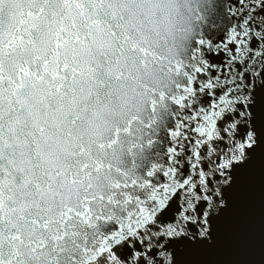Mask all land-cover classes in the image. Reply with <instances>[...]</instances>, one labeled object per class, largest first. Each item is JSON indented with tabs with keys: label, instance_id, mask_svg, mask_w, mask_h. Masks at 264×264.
I'll return each instance as SVG.
<instances>
[{
	"label": "snow or ice",
	"instance_id": "snow-or-ice-1",
	"mask_svg": "<svg viewBox=\"0 0 264 264\" xmlns=\"http://www.w3.org/2000/svg\"><path fill=\"white\" fill-rule=\"evenodd\" d=\"M130 2L0 0V264H252L223 258L222 244L257 191L264 264V0L220 3L192 41L172 111L148 126L139 178L111 210L66 208L65 230L37 238L96 79L92 49ZM74 217L84 231L68 230Z\"/></svg>",
	"mask_w": 264,
	"mask_h": 264
},
{
	"label": "clouds",
	"instance_id": "clouds-1",
	"mask_svg": "<svg viewBox=\"0 0 264 264\" xmlns=\"http://www.w3.org/2000/svg\"><path fill=\"white\" fill-rule=\"evenodd\" d=\"M219 4L131 0L132 11L118 22L116 36L109 31L105 43L93 47L96 79L84 85V95L89 88L91 95L72 126L70 152L59 155L60 175L42 196L50 223L47 232L36 230L37 238L65 230L60 218L66 208L90 204L92 214L101 207L111 210L118 186L139 178L148 157V126L155 128L171 113L170 96L182 79L176 66L198 33L211 25ZM84 229L75 217L69 223L70 232ZM66 243L71 248V241Z\"/></svg>",
	"mask_w": 264,
	"mask_h": 264
},
{
	"label": "water",
	"instance_id": "water-1",
	"mask_svg": "<svg viewBox=\"0 0 264 264\" xmlns=\"http://www.w3.org/2000/svg\"><path fill=\"white\" fill-rule=\"evenodd\" d=\"M228 0H220L227 4ZM225 259H240L259 264L262 255L260 236V204L258 191L241 200L231 230L222 244Z\"/></svg>",
	"mask_w": 264,
	"mask_h": 264
}]
</instances>
